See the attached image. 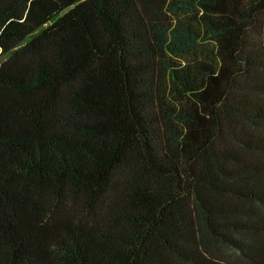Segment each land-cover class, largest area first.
Instances as JSON below:
<instances>
[{
    "label": "trees",
    "instance_id": "1",
    "mask_svg": "<svg viewBox=\"0 0 264 264\" xmlns=\"http://www.w3.org/2000/svg\"><path fill=\"white\" fill-rule=\"evenodd\" d=\"M0 264H264V0H0Z\"/></svg>",
    "mask_w": 264,
    "mask_h": 264
}]
</instances>
